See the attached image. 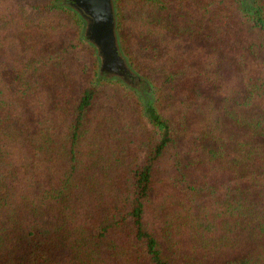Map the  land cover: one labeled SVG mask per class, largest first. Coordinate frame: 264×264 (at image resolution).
<instances>
[{
    "label": "trees",
    "instance_id": "trees-1",
    "mask_svg": "<svg viewBox=\"0 0 264 264\" xmlns=\"http://www.w3.org/2000/svg\"><path fill=\"white\" fill-rule=\"evenodd\" d=\"M115 2L0 0V264H264V0Z\"/></svg>",
    "mask_w": 264,
    "mask_h": 264
},
{
    "label": "water",
    "instance_id": "water-1",
    "mask_svg": "<svg viewBox=\"0 0 264 264\" xmlns=\"http://www.w3.org/2000/svg\"><path fill=\"white\" fill-rule=\"evenodd\" d=\"M67 3L84 22L83 34L96 48L99 71H105L109 77H121L131 86L129 77L133 71L121 51L114 0H67Z\"/></svg>",
    "mask_w": 264,
    "mask_h": 264
},
{
    "label": "rangeland",
    "instance_id": "rangeland-1",
    "mask_svg": "<svg viewBox=\"0 0 264 264\" xmlns=\"http://www.w3.org/2000/svg\"><path fill=\"white\" fill-rule=\"evenodd\" d=\"M2 2H3V4H4L5 6H8V7H9L10 5H12V3L15 2V0H2ZM114 4H115V10H116V22H117L116 28H118V7H117V4H116L115 0H114ZM155 15L158 16L157 13H156ZM153 20H155V19H153ZM132 25H135V24L133 23ZM155 25H156V23H154V22H152V21H149V22H148V28H149V31H151V28H152L153 26H155ZM117 31H118V36H119V41H120L121 51H122L123 55L126 57L127 64H128V66H129V68H130L132 71H136V72H138L139 74H143L142 72L139 71V69H137V68L131 63V60L129 59V56H128V55L125 53V51L123 50L122 41H121L122 34H121V32H120L119 29H117ZM145 31H146V30H145ZM145 31H144V32H145ZM82 42H83L87 47L91 48L90 46H92V45H90L87 41L82 40ZM156 45L159 46V40H156ZM92 49H93V48H92ZM92 49H91V51H92ZM134 55H135V57H136L137 60H139L140 62H143L144 57H145V55H144L143 53H140V52L136 51V52L134 53ZM127 84H128V83H127ZM127 84H126V85H127ZM128 85H129V84H128ZM207 88H208V92L212 94V92L216 89V84L213 83V82H208V84H207ZM213 96H214V97H218V94L216 95V93H215V94H213Z\"/></svg>",
    "mask_w": 264,
    "mask_h": 264
}]
</instances>
